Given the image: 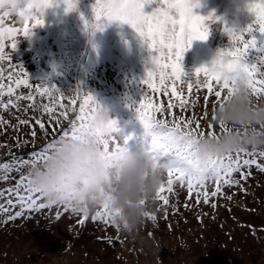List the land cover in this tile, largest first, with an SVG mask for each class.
I'll return each instance as SVG.
<instances>
[{"label":"rangeland","instance_id":"374dc122","mask_svg":"<svg viewBox=\"0 0 264 264\" xmlns=\"http://www.w3.org/2000/svg\"><path fill=\"white\" fill-rule=\"evenodd\" d=\"M197 2L200 6L193 9L194 14H212L218 21L208 25L209 35L205 41H192L184 53L185 79H190L196 68L209 65L217 51L228 46L224 27L242 31L254 20L245 8L248 0ZM94 4L95 0H73V8L66 11L63 0H53L52 7L44 11L42 26L33 29L27 38L22 34L15 37L18 40L15 52L11 49V40L7 35L4 37L8 45L5 51L14 64L24 68L31 84L54 86L65 96L74 95L77 89L88 93L97 103L108 106L115 126L126 138L130 137L129 148L147 145L148 137L135 109L145 91L140 82L145 77V61L150 53L127 24L112 21L103 22L101 30L86 28L85 22H92ZM20 6H24L23 2ZM154 7L145 5L143 11L148 14ZM6 11L0 10L4 26L22 33L24 25L20 17L15 13L4 16ZM252 35L257 47L264 45V36L258 32ZM262 55L264 53L250 49L244 62L258 63ZM5 67L7 69V62ZM4 84L6 91L7 76ZM30 91L32 89L23 86L17 89L19 94ZM184 94L188 96L186 87ZM205 94L206 90L197 92L194 86L186 110L181 112L175 108L173 113L199 119L201 130L207 132L212 108L210 104L208 115L204 117ZM148 98L165 107L169 102L168 97H153L150 91ZM252 99L256 101L255 97ZM30 103L21 101L19 111L0 110V117L8 122L0 123V165H10L8 171L0 168V190L15 188L20 177H26L28 166L18 168L14 158L31 159L33 151L42 152L62 134L60 129L68 126L67 121L57 126L53 119L51 123L56 132L48 127L49 115L43 111V105L49 103L47 98L37 99L35 110ZM259 104H264V97ZM158 118L172 119L159 115ZM37 119L45 124L47 135L36 124ZM21 120L29 123L19 124ZM211 130L216 135L223 132L217 124ZM33 131L37 134L35 139L31 135ZM231 155L235 161L236 153ZM248 158L240 156L241 161ZM256 159L264 165V159L258 156ZM244 172L247 179L236 172L232 177L236 183L222 185V194L209 196L208 204L203 203V195L197 204L195 191L189 198L187 185L175 184L173 193H164L169 198L167 206L157 199L148 204V213L156 219L145 218L134 235L121 233L110 223L92 221L96 212L88 214L81 224L82 214L63 205L48 203L36 193L31 195L39 203L51 206L24 211L20 217L10 219L21 208L19 205L9 207L5 193L0 196V264H264V172L254 165ZM24 185L19 188L20 194L28 196ZM215 186V182H208L209 194ZM12 198L15 201L14 195Z\"/></svg>","mask_w":264,"mask_h":264},{"label":"snow or ice","instance_id":"6c2138e0","mask_svg":"<svg viewBox=\"0 0 264 264\" xmlns=\"http://www.w3.org/2000/svg\"><path fill=\"white\" fill-rule=\"evenodd\" d=\"M22 2L24 6L21 7ZM63 2L66 5V11L73 8V0H63ZM52 3L53 0H0V10H8L4 16L15 13L24 25L21 33L19 29L5 27L4 17L0 16V110L4 112L13 109L19 111L21 101L31 102L30 107L35 110L37 99L47 98L49 103L43 105V111L49 115L48 127L56 132V127L52 125L51 121L55 119L57 126L67 121L68 126L60 129L62 133L60 136L68 137L74 135L78 128L83 126L89 111L95 107L94 98L79 89L74 95L65 96L59 93L54 86L31 84L24 68L14 64L9 53L5 51L8 46L4 40L5 35L11 40V49L15 52L18 42L15 37L22 34L23 37L27 38L33 29L42 26L44 11L52 7ZM145 5H155V7L150 13L145 14L143 11ZM199 6L197 0H95L92 7V22H85V27L92 30H101L104 27L103 22L116 21L120 24H127L140 37L143 46L150 53L145 61V77L140 82L145 91L135 110L145 131L151 132L152 146L156 153L155 158L164 162V166L167 168L166 183L161 185L156 194V199L165 206L169 204V198L164 193H173L174 185L177 183L182 186L187 185L189 198L192 197L194 191L196 192L197 204L200 203L201 195H203V203L208 204L209 196L216 197L218 194H222V185L231 186L236 183L232 179L236 172L240 173L242 179H247L244 169L253 165L264 172V165L258 163L256 159L257 156L264 159V152L256 151H239L236 153L235 161H233L232 155H229L215 162L210 174L195 181L187 177L180 167L174 165V161L187 159V152L190 151L197 136L216 135L215 131L211 130L214 128L213 123L207 124V128L210 130L205 132L201 130L199 119L193 120L184 116H175L173 113L175 108H179L181 112L186 110V106L191 102L194 86L197 92L206 90V94L203 96L204 117L208 115L207 108L210 104L212 113H214L217 106L222 107V102L233 93L232 74L234 71H243L246 74L249 94L251 99L256 98L255 103L259 104L261 97H264V70H262L264 69V55L259 58L258 63L249 65L244 62L250 49L264 53V45L257 47V40L252 35L254 32H258L264 36V0H248L245 4L247 12L254 17L253 23L247 28L242 31H236L230 27L223 28L229 44L224 49L217 51V56L220 58L219 68H217L218 61L214 60L207 66L202 65L196 68L192 72L191 78L185 79L186 74L182 69L184 53L189 49L192 41H205L209 35L208 25L218 21V18L212 14L208 16L194 14L193 9ZM5 62H7V69ZM5 76L8 80L6 91ZM201 77L203 78L201 79ZM21 86L32 89V91L27 94H19L17 89ZM185 87L188 92L187 97L184 94ZM149 91L153 97L159 95L168 97L167 106L165 107L163 103H155L154 99H149ZM5 97H7L6 100ZM210 97H214V101L210 100ZM173 100L177 103L174 104ZM158 115L159 117H172V119L169 121L167 118H158ZM214 120L215 116L211 115V121ZM0 123L7 124L8 122L0 117ZM18 123L28 124L29 122L21 120ZM36 124L41 130H44L46 135L48 134L46 126L41 120L37 119ZM112 125H115L114 121ZM219 128L223 132L227 131L223 123L219 125ZM113 130L116 131L117 129L114 128ZM31 135L35 139L37 134L33 131ZM128 139L129 137L124 138L125 144ZM51 146L52 142L42 152L33 151L30 154L31 159L14 158L17 167L23 168L31 163L39 162ZM110 146L112 152L120 151V139L113 137L111 145L105 142L106 152ZM241 154L249 158L241 161ZM0 168L8 171L10 165L2 164ZM4 179L7 180L8 177L5 176ZM25 180L26 177L21 176L15 188L0 190V196L7 193V205L9 207L15 208L19 205L21 208L20 211L15 212L14 217L10 216V219L20 217L24 211L31 212L51 206L50 204L39 203L38 199L31 195L34 192L27 185H24ZM209 181L215 182L216 185L215 190L211 191L210 194L207 190ZM22 185L28 189V196L20 194L19 188ZM13 195L15 201L12 198ZM212 207L215 208L216 205L213 203ZM82 215L83 219L79 221L81 224L88 218V215ZM165 216H167V212H165ZM146 218L156 219L150 213L146 214ZM91 219L92 221L100 220L105 224H111L105 207H101Z\"/></svg>","mask_w":264,"mask_h":264},{"label":"clouds","instance_id":"9594fccd","mask_svg":"<svg viewBox=\"0 0 264 264\" xmlns=\"http://www.w3.org/2000/svg\"><path fill=\"white\" fill-rule=\"evenodd\" d=\"M214 60L219 68L217 53L211 63ZM232 77L233 93L222 107L217 106L212 113L215 120L210 121L223 123L227 131L197 136L187 159L174 161L194 181L210 174L215 162L233 153L264 152V104L251 99L243 71H234ZM112 122L108 106L95 101L74 135L58 136L39 162L28 165L27 186L44 201L75 213L88 215L105 207L117 230L134 235L148 214V204L156 200L167 179V168L155 158L150 131H145L147 145L129 148ZM113 137L120 139V151L112 152L110 146L106 152L104 144L111 145Z\"/></svg>","mask_w":264,"mask_h":264},{"label":"bare ground","instance_id":"6f19581e","mask_svg":"<svg viewBox=\"0 0 264 264\" xmlns=\"http://www.w3.org/2000/svg\"><path fill=\"white\" fill-rule=\"evenodd\" d=\"M6 36V35H5ZM6 38V37H5Z\"/></svg>","mask_w":264,"mask_h":264}]
</instances>
